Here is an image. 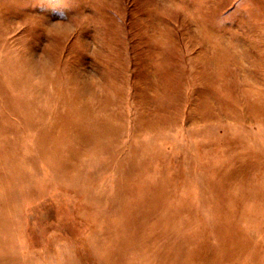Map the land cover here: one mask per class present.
Wrapping results in <instances>:
<instances>
[{
	"label": "rangeland",
	"instance_id": "obj_1",
	"mask_svg": "<svg viewBox=\"0 0 264 264\" xmlns=\"http://www.w3.org/2000/svg\"><path fill=\"white\" fill-rule=\"evenodd\" d=\"M0 264H264V0H0Z\"/></svg>",
	"mask_w": 264,
	"mask_h": 264
}]
</instances>
